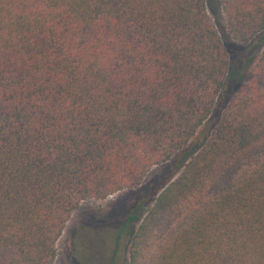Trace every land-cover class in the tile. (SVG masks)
<instances>
[{
	"label": "trees",
	"instance_id": "trees-1",
	"mask_svg": "<svg viewBox=\"0 0 264 264\" xmlns=\"http://www.w3.org/2000/svg\"><path fill=\"white\" fill-rule=\"evenodd\" d=\"M219 7L256 53L264 0ZM226 44L207 0H0V264H54L82 202L176 154L129 264H264V49L243 80Z\"/></svg>",
	"mask_w": 264,
	"mask_h": 264
},
{
	"label": "rangeland",
	"instance_id": "rangeland-1",
	"mask_svg": "<svg viewBox=\"0 0 264 264\" xmlns=\"http://www.w3.org/2000/svg\"><path fill=\"white\" fill-rule=\"evenodd\" d=\"M207 11L214 27L227 43L226 47L231 49L229 55L233 61L244 59L247 62L252 58L249 65L245 64L247 67L243 80H247L264 44L251 55V52L244 49L247 44L236 45V41L222 34L221 27L226 33V21L220 10L219 0H207ZM202 141L203 136L194 137L183 148L184 153H190ZM177 156L178 154L165 163L151 167L141 184L134 188L119 191L103 200L82 202L70 216L57 241L54 264H129L130 236L123 233L119 237L120 228L127 216L137 208L139 215L143 217L145 209L153 204L154 198L177 177L174 167Z\"/></svg>",
	"mask_w": 264,
	"mask_h": 264
}]
</instances>
